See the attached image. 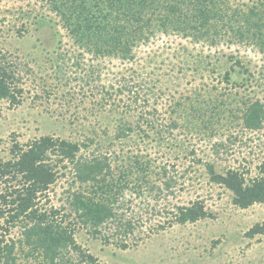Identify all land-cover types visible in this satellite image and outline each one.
<instances>
[{
  "label": "rangeland",
  "instance_id": "rangeland-1",
  "mask_svg": "<svg viewBox=\"0 0 264 264\" xmlns=\"http://www.w3.org/2000/svg\"><path fill=\"white\" fill-rule=\"evenodd\" d=\"M224 1L235 6L257 0ZM66 26L49 0H0V49L19 65L23 88L18 105L0 99V158L11 157L15 142L44 135L93 139L82 153L111 155L115 182L131 186L116 204L136 223L134 232L104 242L81 224L75 230L77 243L105 264H264V233H248L264 224V201L236 207L231 191L211 182L206 168L210 162L218 171L238 167L253 175L264 169V127L247 131L238 122L242 98L264 103L259 46L226 37L210 46L173 32L135 45L129 60L86 52ZM222 107L227 115L219 117ZM174 120L178 127L170 128ZM120 125L134 129L117 138ZM136 157L142 167L127 173ZM63 172L48 200L58 208L70 187H90L73 183L71 165ZM168 176L174 179L165 187ZM196 199L210 217L173 221L177 206ZM2 225L1 244L17 242L16 264H46L40 250L19 242V230ZM126 240L127 248L117 244Z\"/></svg>",
  "mask_w": 264,
  "mask_h": 264
},
{
  "label": "trees",
  "instance_id": "trees-1",
  "mask_svg": "<svg viewBox=\"0 0 264 264\" xmlns=\"http://www.w3.org/2000/svg\"><path fill=\"white\" fill-rule=\"evenodd\" d=\"M49 1L62 15L74 41L95 56L111 55L130 60L134 58L135 45L148 42L156 35L173 32L210 46L226 37L233 43L258 45L264 53V0L235 6H228L224 0ZM215 21L221 22L222 26H215ZM236 63L248 71L241 60ZM230 75L227 71V81ZM21 79L19 65L0 49V99L11 105L20 104L23 96V88L19 86ZM242 101L243 106L238 108L241 111L240 127L247 131L261 130L264 127V103L259 99L248 102L242 98ZM226 112L222 107L216 115L222 117L227 115ZM169 125L170 128L178 127L175 120ZM133 129L130 125H120L116 136L122 138ZM92 142L93 139L78 142L44 135L26 144L15 142L10 150L11 157L0 158V222L5 224L2 227L7 231L19 230L23 235L19 242L29 245L31 251L40 250L46 264H105L77 243V225L88 228L94 237H100L104 242H109L115 234L127 237L134 232L136 223L130 217L126 218L116 204L123 189L131 186L128 180L122 185L115 182L111 155L100 151L87 156L82 153V149H88ZM217 145L229 149L223 142ZM129 161L127 173L134 171V166L141 168L143 165L138 157ZM70 165L74 172L73 183L89 184L90 187L83 190L70 187L66 202L58 208L48 200L60 173ZM206 168L211 182L231 191L236 207L248 208L264 201V169L253 175L238 167L218 171L210 162L206 163ZM127 173L123 177L130 175ZM173 179L168 176L164 186L170 187ZM210 215L204 201L196 199L177 206L173 221L185 224ZM248 233L251 236L264 233V224H255ZM2 241L0 261L16 264L17 242L2 245ZM117 244L122 248L129 246L127 240L117 241Z\"/></svg>",
  "mask_w": 264,
  "mask_h": 264
}]
</instances>
